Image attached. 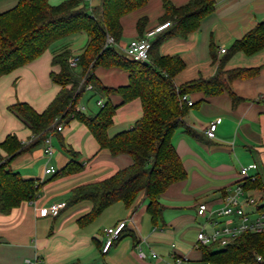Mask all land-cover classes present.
<instances>
[{"label":"crops","instance_id":"crops-1","mask_svg":"<svg viewBox=\"0 0 264 264\" xmlns=\"http://www.w3.org/2000/svg\"><path fill=\"white\" fill-rule=\"evenodd\" d=\"M48 1L59 5L65 0ZM189 1L172 0L177 7ZM17 3L18 0H0V12L14 8ZM100 4L101 0H85L91 10ZM163 15V1L149 0L144 7L121 17L123 33L116 47L123 50L130 41L144 37L163 24ZM141 19L146 20L139 30ZM259 23H264V0H216L215 10L201 20L198 29L186 37H170L160 44L159 55L179 56L185 64L174 77L177 86L211 78L220 68L256 72L228 82L231 91L241 99L236 103L227 89L213 96L203 92L189 94L194 104L184 118L187 126L179 127L172 137L187 177L162 193L159 201L163 212L158 219L149 213V200L141 192L130 207L119 201L96 219L81 223V218L91 212L93 203L89 200L69 203L74 189L107 179L130 166L133 160L126 153L111 154L85 123L73 119L63 124L61 132L52 135L53 156L48 158L41 144L12 160L10 166L14 171L25 179L38 180L41 187L32 199L23 201L10 213L0 211V264H26L27 259L36 256L42 264H173L181 255L188 257L182 264H204L203 250L195 244L200 228L204 226L212 231V227L204 216L198 215V207L206 204L214 211L222 208L227 195L249 180L240 172L252 164L256 167L249 174L257 176L260 186L244 187L243 197L253 196L257 200L256 205L246 206L245 210L251 219L258 211H264V47L253 53L231 52L233 44ZM88 41L83 31L64 36L38 58L0 77V144L10 134L17 135L23 144L30 143L31 129L9 107L24 102L43 112L61 89L51 78L52 72L61 71V65L53 63L54 56L63 51H69L70 56L81 54ZM222 48L226 52L222 53ZM75 70L80 73L82 67L79 65ZM93 72L109 88L130 83V73L117 66L100 65ZM99 100L103 103L109 100L117 106L107 130L111 138L131 129L143 115L139 98L125 102L120 93L105 96L87 90L78 107L85 115H96L103 106ZM212 121H218L215 138L205 133ZM0 153L7 155L1 147ZM71 162L82 168L57 175ZM50 166L55 172H46ZM59 202L66 205L57 216L41 215L42 208ZM130 218L133 221L128 222L123 235L107 253L102 252L105 230ZM139 247L147 254L156 252L159 257L142 259ZM219 248L214 245V249Z\"/></svg>","mask_w":264,"mask_h":264},{"label":"trees","instance_id":"trees-1","mask_svg":"<svg viewBox=\"0 0 264 264\" xmlns=\"http://www.w3.org/2000/svg\"><path fill=\"white\" fill-rule=\"evenodd\" d=\"M162 1V21H170L171 24L151 41L148 62L132 60L116 45L106 46V42L111 36L118 44L123 33L121 17L144 7L149 0H101V4L92 10L85 5V0H65L59 5H51L48 0H18L14 8L0 12V77L38 58L54 41L64 36L83 31L89 37L81 53L80 73L69 66V51L54 56L53 63L60 64L61 71L52 72L51 78L61 89L43 112H37L24 102L9 107L29 126L33 138L30 143L23 144L17 135L10 134L0 144L7 153L6 156L0 153L2 213L8 214L23 201L32 199L41 187L38 180L25 179L14 171L10 166L12 160L44 144L49 134L57 132L58 125L78 119L89 127L100 145L111 154L126 153L133 160L130 166L107 179L74 189L69 203L83 200L93 203L91 212L81 218V223L96 219L107 207L119 201L130 207L141 192L149 200L148 211L153 219L162 215L163 206L159 201L162 193L187 177L172 143L174 132L187 126L184 118L190 106L182 96L195 92L213 96L227 89L236 103L241 99L231 91L228 82L240 75L256 72L247 69L224 71L220 68L211 78H199L177 86L174 77L185 64L179 56L159 55L158 48L170 37H186L198 29L201 20L215 10L216 0H190L180 7L175 6L172 0ZM145 20H139V30H142ZM263 47L264 23H259L233 44L231 52L244 50L253 53ZM100 65L127 70L130 73L129 85L117 89L103 85L93 72ZM87 84H92L95 91L105 96L120 93L125 102L139 98L143 107L142 117L131 129L109 137L107 130L113 123L117 106L108 100L96 115H85L79 111L77 106ZM66 152L76 156L71 149H66ZM81 168V165L71 162L57 175L71 174ZM254 186H260L258 179H249L244 184L246 188ZM201 249L203 260L212 264H264V232H244L219 249H214V245L201 246ZM258 256L262 261L257 259Z\"/></svg>","mask_w":264,"mask_h":264},{"label":"built area","instance_id":"built-area-1","mask_svg":"<svg viewBox=\"0 0 264 264\" xmlns=\"http://www.w3.org/2000/svg\"><path fill=\"white\" fill-rule=\"evenodd\" d=\"M171 22L167 21L155 29L150 30L146 33L144 37L139 39H134L128 43V45L123 49L124 53L132 60L135 61H145L148 62L150 59V48L152 38L164 28L170 26ZM118 45L113 37L108 36L106 46ZM221 52H226L225 48L221 49ZM81 59V54H74L69 56L67 59L68 64L71 68L75 69L79 66ZM84 79L82 80V82ZM93 91L94 87L92 84L86 85V91ZM182 100L185 101L189 106H192L194 102L189 98V94L182 96ZM101 105H104L102 100H99ZM77 109H81L77 106ZM218 127V121H212L205 133L209 138H215L216 131ZM64 129L63 124L57 126V131L61 132ZM52 135L49 134L44 141V152L48 158L53 156L55 148L52 144ZM256 165L252 164L248 167L241 169V176L255 181L257 179L256 175H250L249 170L255 168ZM47 173L55 172V168L50 166L46 168ZM244 185L240 183L237 185L234 193L227 195L225 198V204L222 208L214 211L210 209L206 204H200L197 210L198 215L204 216L207 219V224L212 227V231H207L205 227H201L197 235V243L195 244L197 248L201 246L208 245H218L224 247L230 242L237 239L244 232H254L260 233L264 232V211H258L255 218L251 219L250 214L245 210L246 206H253L257 204V200L253 196L244 195ZM64 202L54 203L49 207H44L41 209V215H53L57 216L62 208L65 207ZM234 219H237V223H234ZM130 220H121L114 226L108 227L103 242L102 252L107 253L110 248L115 244V242L123 235L124 231L128 228V222ZM139 257L142 259H147L148 257L158 258L159 255L156 252H151L147 254L142 247L138 248ZM257 259L262 261V257L258 256ZM188 260L187 256L181 255L175 258L173 264H182L183 261ZM26 264H42V260L36 256L33 259H27ZM204 264H212L211 262H204Z\"/></svg>","mask_w":264,"mask_h":264},{"label":"rangeland","instance_id":"rangeland-1","mask_svg":"<svg viewBox=\"0 0 264 264\" xmlns=\"http://www.w3.org/2000/svg\"><path fill=\"white\" fill-rule=\"evenodd\" d=\"M121 52H124L121 48L119 49Z\"/></svg>","mask_w":264,"mask_h":264}]
</instances>
